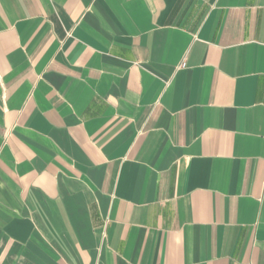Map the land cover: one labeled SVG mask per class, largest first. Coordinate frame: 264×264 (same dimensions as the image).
Returning <instances> with one entry per match:
<instances>
[{
  "label": "crops",
  "instance_id": "obj_1",
  "mask_svg": "<svg viewBox=\"0 0 264 264\" xmlns=\"http://www.w3.org/2000/svg\"><path fill=\"white\" fill-rule=\"evenodd\" d=\"M0 264H264V0H0Z\"/></svg>",
  "mask_w": 264,
  "mask_h": 264
},
{
  "label": "built area",
  "instance_id": "obj_2",
  "mask_svg": "<svg viewBox=\"0 0 264 264\" xmlns=\"http://www.w3.org/2000/svg\"><path fill=\"white\" fill-rule=\"evenodd\" d=\"M184 66V64H182Z\"/></svg>",
  "mask_w": 264,
  "mask_h": 264
}]
</instances>
